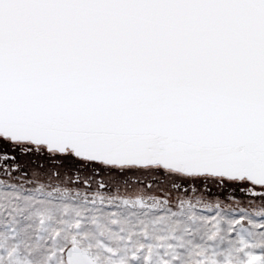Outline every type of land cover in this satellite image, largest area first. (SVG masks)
<instances>
[{"label":"snow or ice","instance_id":"obj_1","mask_svg":"<svg viewBox=\"0 0 264 264\" xmlns=\"http://www.w3.org/2000/svg\"><path fill=\"white\" fill-rule=\"evenodd\" d=\"M0 264H264V0H0Z\"/></svg>","mask_w":264,"mask_h":264},{"label":"flooded vegetation","instance_id":"obj_2","mask_svg":"<svg viewBox=\"0 0 264 264\" xmlns=\"http://www.w3.org/2000/svg\"><path fill=\"white\" fill-rule=\"evenodd\" d=\"M128 180L131 184L138 185L141 183L146 184L149 182H153V177L149 176V175L136 174V175H132V176L128 177ZM121 191H123V189H121Z\"/></svg>","mask_w":264,"mask_h":264}]
</instances>
